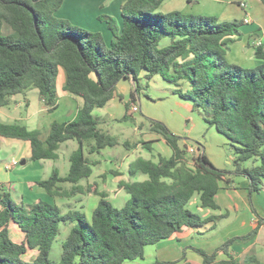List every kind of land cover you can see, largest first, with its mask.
I'll use <instances>...</instances> for the list:
<instances>
[{"label": "trees", "instance_id": "trees-1", "mask_svg": "<svg viewBox=\"0 0 264 264\" xmlns=\"http://www.w3.org/2000/svg\"><path fill=\"white\" fill-rule=\"evenodd\" d=\"M64 1L0 0V109L10 105L14 95L36 89L46 111H54L59 99V69L65 73L63 91L82 102L73 120L53 122L46 137L24 125L0 123V147L2 139L26 142L31 161H42L56 159L63 143L75 141L77 149L69 157L66 176L54 169L48 179L35 185L53 199L79 194H94L100 199L88 221L84 206L63 213L55 204L40 200L15 202L0 186V264H124L143 260L145 247L173 234L185 229L196 230V234L215 230L216 222L225 219L226 213L204 219L188 205L197 196L201 209L218 211L215 198L221 183H232L231 176L248 183L253 228L226 240L212 253L192 250L201 257V264H261L252 250L241 262L232 252L234 244L250 243L264 226V217L256 213L251 202L254 194L264 190V41L254 49L256 67L229 64L227 44L239 35L242 22L219 23L215 17L163 13L161 8L168 0H126L120 7V28L111 16L97 17L111 33L106 45L100 32L75 27L55 16ZM4 24L12 33L1 32ZM155 76L170 85L172 93L187 102L208 127L226 138L234 152L233 170L216 168L200 145L195 157L189 155L188 146L180 145V136L162 122L148 119V131L159 136L172 155L159 156L157 162L139 157L131 163L128 174L144 175L146 180L118 183V189L128 196L118 209L97 185H80L97 164L88 156L120 145L116 137L99 129L92 113L115 97L120 81L132 79L134 102L143 81ZM129 108L126 104V113L119 121L130 118ZM152 143L141 142L147 151ZM121 145L125 149L132 146L126 142ZM249 160L258 165L243 167ZM61 226L70 228L55 262L50 253ZM219 257L225 258L218 261ZM152 264L190 263L183 255L175 262Z\"/></svg>", "mask_w": 264, "mask_h": 264}, {"label": "crops", "instance_id": "crops-1", "mask_svg": "<svg viewBox=\"0 0 264 264\" xmlns=\"http://www.w3.org/2000/svg\"><path fill=\"white\" fill-rule=\"evenodd\" d=\"M82 2L77 4H72L70 7L65 8L62 10L63 6L66 3L64 1L63 5L59 9L55 16L58 18L63 19H70L72 24L75 25H82L88 26L91 31L93 32H100L103 36L104 42L106 45L109 44L111 39V33L107 29L106 24L100 23L97 21V17L101 14L111 16L115 18L117 26L120 28L121 20H120V7L126 0H96V1H85L81 0ZM209 3H204L200 5L195 0H168L165 2L161 8L163 13H173L177 12L180 14H196V12H200L198 9H193L191 6L193 4H198L199 6H204L203 10L208 12V9H212L213 11H209L210 13L203 12L204 14L214 15L213 13L217 12V9H213V5L221 3L220 0H208ZM231 2H235L237 6L241 9L234 12V18L241 20L242 25L244 27L240 29L239 35L232 39L233 41L242 40L246 41V43L240 47V55L238 59H235L236 64L242 66L243 68H254L257 66V61L253 58L254 49L257 47L256 44L258 42L264 41V20L260 19L258 16L254 15V9L252 8L251 11L248 12V9L251 8V3L253 2H261L264 5V2L261 0H244L241 2L240 0H233ZM243 3L244 6L241 7L239 4ZM231 8L227 7L224 9H219L220 14H225L226 19L230 18L227 13V10ZM264 13V10H263ZM218 13H215L217 16ZM221 16V15H219ZM252 16V17H251ZM254 19H251L253 18ZM5 25V24H4ZM2 26V28L4 27ZM1 28V32H2ZM232 43H229V51L230 54L233 52ZM235 49V47H234ZM228 54L229 56H231ZM227 55V54H226ZM236 60H241L239 63ZM247 60V61H246ZM144 73L140 75L142 78ZM152 82L154 88L157 90H170L171 95L173 98L176 99L178 103H181L185 110L188 111L190 105L187 102L182 101L177 95L172 93L173 88L166 84L159 76L153 77L149 82H146V85ZM64 80L61 83L57 84L56 81V88L57 93L59 96L58 99V107L52 111L47 112L43 103L39 99L38 91L36 89L27 90L23 93L14 95L11 98V104L3 107L0 109V123L2 124H20L26 126L29 130H41L42 126L46 125V122H43V118L49 119V124L53 122L56 123H64L74 119L78 109L82 106V102L80 99L66 93L63 91ZM135 92V85L132 79H125L120 81L116 86V95L112 98L103 108L96 109L93 111V116L97 118L99 121V129L110 135L114 136L118 139L120 145L115 146L113 148H121L122 150L119 151H112L107 152L109 163H111V167L105 169L103 167V157L105 150L104 149L100 152V154L89 155L88 159L90 161H94L97 164L92 167L91 175L80 182L81 186H89V185H97V190L99 192H104L106 194V200L111 202V198L120 195L121 193H125L123 190L118 189V183L120 182H134V181H144L146 177L144 175H135L130 176L128 174V167L131 163H133L137 158L141 157L144 159H150L153 162H157L158 157L169 158L172 155L170 148L164 143V141L157 135L152 134L148 131V124L146 120H133L132 126H125L121 124L119 120L121 117L119 115L120 108L125 109V105L129 104V112L130 113H137L132 112L131 107L137 106L138 110L140 111L141 105L140 103L137 104L136 98H139V95L135 94V101L131 100L132 94ZM129 96V100L127 101L125 98ZM64 99L66 101H64ZM61 101L64 102L61 106ZM62 108V113L60 116H56L57 112L60 111ZM138 111V112H139ZM160 122V121H159ZM204 125L207 129H214L213 127L210 128L208 125L203 121ZM165 124V123H163ZM167 124V123H166ZM165 124V125H166ZM174 134L178 135L176 131H173L171 125H166ZM215 130V129H214ZM219 134V133H218ZM221 135V134H220ZM226 139V138H225ZM185 140V139H184ZM153 142L150 145L151 151H147L141 142ZM123 142L128 143L131 147L129 149H125L121 144ZM2 143L7 146H11L15 148L13 154H11V159L8 161H0V186H2L6 190H11L13 187H16L15 192L17 194L18 201H23L25 204H32L36 201H44L50 202L51 204V197H49L42 189L38 188L35 185V182L40 180H46L48 174H51L52 170L56 169L59 172V175L64 177L66 176L68 169H69V157L77 149V143L75 141H67L63 143L59 150L57 151V158L54 160H42V161H31L30 156V147L29 144L26 142H20L15 140H1V147ZM136 144L135 146H133ZM186 144V142H183ZM187 145V144H186ZM188 146V145H187ZM189 147V146H188ZM204 151V148H203ZM206 156L208 157L209 161L213 164L212 160L209 158L207 153L204 151ZM22 158H25L23 160ZM18 159H22L25 163L22 165L20 162L21 168H18V163L14 168H11L10 165L13 161H18ZM107 160V161H108ZM37 164L41 166V169L37 175H26L25 169L31 168L35 169ZM214 165V164H213ZM22 174V175H21ZM14 177L16 180H14ZM22 178L25 180L23 181ZM247 181L242 180L239 183H235L234 179H232V183L226 185L221 183V188L215 198L217 205L219 206L218 213L219 215L222 213H226L227 217L231 216V212H237V206L235 203L232 202L233 200L236 202L242 203V208H248L249 205L245 202L246 196V188H247ZM65 187V186H64ZM67 187L70 188L69 185ZM67 188V189H69ZM241 192V193H240ZM234 194V196H233ZM245 194V195H244ZM48 196V197H47ZM76 197V196H75ZM80 197H84L85 205L89 206V212H85L86 219L88 221L91 220L92 212L94 211L95 207L98 204L99 197L94 194L88 195H77V199L71 198V200H76V202L81 203L82 200H79ZM69 200V199H68ZM194 200V205L199 209L202 218L211 217V213L209 211H205L208 209H201L199 207L198 197L194 196L192 198ZM191 200V201H192ZM190 201V202H191ZM69 210V209H68ZM67 210V211H68ZM66 211V212H67ZM211 211V210H210ZM65 212V213H66ZM225 218V219H226ZM248 228H253L254 221L252 218L249 219ZM70 228V227H69ZM264 228V227H263ZM261 228L256 238L262 236L261 232L264 230ZM263 229V230H262ZM196 234V230L193 229H185L178 234H173L170 238L154 245L158 246L159 244L165 242H184L186 238L192 237ZM255 238V239H256ZM16 241L19 240L18 237L15 238ZM252 242V241H251ZM187 257V258H186ZM185 259L190 264H201V259H194V263H192L191 259L186 256ZM224 259V258H223ZM175 262V261H173Z\"/></svg>", "mask_w": 264, "mask_h": 264}, {"label": "rangeland", "instance_id": "rangeland-1", "mask_svg": "<svg viewBox=\"0 0 264 264\" xmlns=\"http://www.w3.org/2000/svg\"><path fill=\"white\" fill-rule=\"evenodd\" d=\"M85 1H96V0H85ZM200 5H203L204 3H209L208 0H195ZM233 0H220L221 3L213 5V9H217L218 11L215 13H218L217 16L215 13L214 15H208L204 14L203 12L210 13L209 11H213L212 9H208V12L204 9V6H199L198 4H193L191 8L198 9L200 12H196V14H193V17H215L219 23H234V22H241V20L234 18V12L238 10H241L235 2H231ZM241 2H244V0H240ZM82 2L81 0H66L65 5L63 6L62 10H64L67 7H70L72 4H77ZM105 2H108V0H105ZM251 8L248 9V12L251 11V9H254V15L258 16L261 20H264V5L261 2H253L250 4ZM240 6V4H239ZM231 8L230 10H227L228 15L230 18L226 19L225 14H220L219 9L224 8ZM250 13V12H249ZM182 16H186V14H180ZM191 15V14H187ZM221 15V16H219ZM251 19H254V17ZM252 17V16H251ZM63 19V18H59ZM69 22L70 19H66ZM72 24V22H70ZM75 25V24H73ZM75 27L82 28L85 30L90 31V28L88 26H82L77 25ZM244 25H241L238 28V31L242 29ZM3 34H10L12 33L11 30L7 25H4L2 28ZM246 40V39H245ZM242 40H236L232 43L231 46H233V52L230 54L229 51V43L227 44L228 51L227 55L225 56L227 62L229 64L238 65L235 62V59H238V57L242 56L240 55V47L243 46L246 41ZM235 47V49H234ZM230 54L231 56H229ZM235 58V59H234ZM254 58V57H253ZM239 63H241V60H236ZM247 61V60H246ZM240 66V65H238ZM242 67V66H241ZM251 69V68H247ZM65 82V73L63 69H59L58 77H57V84L61 83V81ZM143 87L141 88L140 92L137 93L139 95V98H136L137 104L140 103V111L137 113H128L130 118L126 121H120L121 124L125 126H132L133 120H155L160 121L162 123H167L171 125V128L173 131H176L178 133V136H180L182 139L180 141V145H183V142H186L188 146H195L200 145L202 148H204V151L207 153L209 158L212 160L214 166L220 170H226V171H232L233 165L232 161L234 158V152L233 148L229 145L228 141L225 139L223 135L218 134L216 130L214 129H207L206 126L203 123L202 117L197 113L192 111L190 108L185 110V107L176 101L175 98L171 95L170 90H157L154 88V85L152 82L148 84L146 87L145 81L142 83ZM127 101L129 100V96L127 95L125 98ZM182 100V99H181ZM64 101H66L64 99ZM183 101V100H182ZM185 102V101H184ZM64 102L61 101V106ZM62 113V108L60 111H58L56 116H60ZM126 113V110L124 108H120L119 115L122 118ZM47 118V116H46ZM43 118V122H46L45 126H42L40 132L43 137H46L48 130H49V119ZM48 121V122H47ZM166 124V125H167ZM175 133V132H174ZM185 139V140H184ZM15 148L11 146L4 145L2 143V148L0 151V161H6L11 159V154H13ZM112 151H119L122 150L121 148H107L104 153L103 157V167L107 169L108 167H111V163H109L110 160H108V154L107 152ZM25 160V158H22ZM22 159H18L17 163L18 168H21L20 162L23 161ZM108 160V161H107ZM258 163L254 162L252 160L246 161L242 164L245 168H251L257 166ZM41 169V166L37 164V167L35 169L26 168L25 174L26 175H37ZM22 175V174H21ZM50 174H48V179ZM232 179H234L235 183H239L243 179L241 177H234L231 176ZM14 180L16 178L14 177ZM23 181H25L22 178ZM65 188L67 187V184L64 185ZM16 187H13L11 190H9L11 194V198L15 202H19L17 199V194L15 192ZM241 193V192H240ZM245 195V194H244ZM77 197V195H75ZM75 196H72L71 198L77 199ZM234 196V194H233ZM48 197V196H47ZM69 200L67 198L61 199V198H50L52 203L61 208L62 212L65 213L68 209H79L82 205H85L84 197H80L79 200H82L81 203L76 202V200ZM128 196L125 193H121L120 195L111 198V204L115 208H122L127 201ZM232 202L236 204L238 211L237 212H231V216L222 219L218 222H216V229L210 232H204L202 234H195L192 237L186 238L184 242L174 241V242H165L162 244H159L158 246H148L144 249V257L143 260H137L134 262H125L124 264H152L155 261L161 262V263H169L173 261L180 260L183 255L188 256L189 259H191L192 263H194V259H201L192 249H201L207 253H212L213 250L220 246L223 242L226 240L245 235L248 233L251 229L248 228L247 224L250 218H253V213L250 211L249 207L242 208V203L236 202L233 200ZM245 202L249 205V198L245 196ZM251 202L253 207L255 208L256 213L260 217H264V190L260 191L258 194H254L251 198ZM50 203V202H49ZM194 200H192L188 208L191 212H193L196 215H203L200 214L199 209L193 204ZM88 205L85 206L83 212L88 213ZM212 212L211 216H218V211H210ZM202 217V216H201ZM206 219V218H204ZM264 227V226H263ZM262 227V228H263ZM264 229V228H263ZM262 229V230H263ZM206 230V229H205ZM69 231V227L61 226V231L57 238L55 239L53 243V247L50 253V259L52 261H58L61 253V242L65 239ZM203 232V230H201ZM262 236L257 237L252 242L248 244H242L237 242L233 246V252L232 255L235 257L237 262H241L243 259V256L245 253H247L249 250H252L260 259L261 264H264V230L261 232ZM187 258V257H186ZM225 257H219L218 261L223 260ZM219 264V263H218Z\"/></svg>", "mask_w": 264, "mask_h": 264}, {"label": "built area", "instance_id": "built-area-1", "mask_svg": "<svg viewBox=\"0 0 264 264\" xmlns=\"http://www.w3.org/2000/svg\"><path fill=\"white\" fill-rule=\"evenodd\" d=\"M240 6L243 7L244 4L241 3ZM260 43H261V42H258V43L256 44V46H259ZM131 111H132V112H138L139 110H138V107H137V106H132V107H131ZM188 154H189V155H192V156L195 157V156L198 154L197 147H195V146H189V147H188ZM16 165H17V162H16V161H13L12 164L10 165V167H11V168H14ZM188 166L191 167V168H193V163H192L191 161H189V162H188Z\"/></svg>", "mask_w": 264, "mask_h": 264}, {"label": "water", "instance_id": "water-1", "mask_svg": "<svg viewBox=\"0 0 264 264\" xmlns=\"http://www.w3.org/2000/svg\"><path fill=\"white\" fill-rule=\"evenodd\" d=\"M25 162L23 161L21 164L23 165Z\"/></svg>", "mask_w": 264, "mask_h": 264}]
</instances>
